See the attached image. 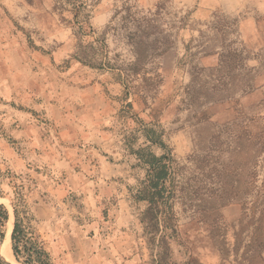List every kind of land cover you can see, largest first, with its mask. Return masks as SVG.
I'll return each instance as SVG.
<instances>
[{
	"label": "rangeland",
	"instance_id": "rangeland-1",
	"mask_svg": "<svg viewBox=\"0 0 264 264\" xmlns=\"http://www.w3.org/2000/svg\"><path fill=\"white\" fill-rule=\"evenodd\" d=\"M0 205L50 264H264V0H0Z\"/></svg>",
	"mask_w": 264,
	"mask_h": 264
},
{
	"label": "trees",
	"instance_id": "trees-1",
	"mask_svg": "<svg viewBox=\"0 0 264 264\" xmlns=\"http://www.w3.org/2000/svg\"><path fill=\"white\" fill-rule=\"evenodd\" d=\"M137 156L148 167V174L146 183L138 190L135 199L148 204L141 222L145 233L149 235V242L156 244L157 262L163 263L162 252L164 253L168 239L175 233L174 214L169 205L171 189L167 185L168 180L173 177V165L169 158L156 157L145 150L138 151ZM13 214L11 247L15 258L18 261L23 258L22 264H50V259L45 250L39 246V242L25 239L17 211L14 210ZM7 220L8 212L3 205H0V245L4 239L3 228ZM23 243L24 245H21Z\"/></svg>",
	"mask_w": 264,
	"mask_h": 264
},
{
	"label": "bare ground",
	"instance_id": "bare-ground-1",
	"mask_svg": "<svg viewBox=\"0 0 264 264\" xmlns=\"http://www.w3.org/2000/svg\"><path fill=\"white\" fill-rule=\"evenodd\" d=\"M11 222L9 221L7 225L6 235L3 243V247L1 248V253L3 256L9 258L11 256V245H10V231H11Z\"/></svg>",
	"mask_w": 264,
	"mask_h": 264
},
{
	"label": "water",
	"instance_id": "water-1",
	"mask_svg": "<svg viewBox=\"0 0 264 264\" xmlns=\"http://www.w3.org/2000/svg\"><path fill=\"white\" fill-rule=\"evenodd\" d=\"M5 239V238H4ZM4 239H3V241H2V243H4ZM2 245V244H1Z\"/></svg>",
	"mask_w": 264,
	"mask_h": 264
}]
</instances>
